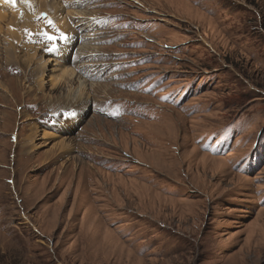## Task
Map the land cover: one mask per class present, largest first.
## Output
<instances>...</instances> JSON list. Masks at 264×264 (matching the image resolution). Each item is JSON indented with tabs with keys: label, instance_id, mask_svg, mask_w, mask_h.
<instances>
[{
	"label": "rangeland",
	"instance_id": "374dc122",
	"mask_svg": "<svg viewBox=\"0 0 264 264\" xmlns=\"http://www.w3.org/2000/svg\"><path fill=\"white\" fill-rule=\"evenodd\" d=\"M57 1L103 59L0 18V264H264V0Z\"/></svg>",
	"mask_w": 264,
	"mask_h": 264
},
{
	"label": "bare ground",
	"instance_id": "6f19581e",
	"mask_svg": "<svg viewBox=\"0 0 264 264\" xmlns=\"http://www.w3.org/2000/svg\"><path fill=\"white\" fill-rule=\"evenodd\" d=\"M33 1H35L36 2V0H25V1H22V0H16L15 1V4L13 5V3H9V2H7V0H0V4L1 3H5V4H9L10 5V7H18V3L19 2H21V3H24V5L26 6L24 9H23V11L24 12H26V11H31V12H34V9H33ZM60 1H62V2H65L66 4H69V3H71L72 1H66V0H60ZM78 3L77 1H73V3ZM37 3V2H36ZM38 6V8L40 9V7H39V4L37 3V5H36V7ZM69 7V6H68ZM67 7V8H68ZM61 8V7H60ZM37 9V8H36ZM62 10V9H61ZM39 11H41V10H39ZM43 13H46L45 11H43ZM4 14H8V13H1L0 12V18L1 19H3V18H5V15ZM47 14L50 16V18H52V14L51 13H49V12H47ZM79 14V13H78ZM70 16V15H69ZM28 17V16H27ZM70 17H73V16H70ZM75 17V16H74ZM77 18V17H76ZM15 19L16 20H18V18L17 17H15ZM70 21V20H69ZM20 22V21H19ZM82 38V37H81ZM62 42H66V43H72V42H70V40H69V42H67V41H62ZM68 48V47H67ZM54 61V60H53ZM65 75H69V76H72L73 75V73L70 71V70H65L64 72H63Z\"/></svg>",
	"mask_w": 264,
	"mask_h": 264
},
{
	"label": "snow or ice",
	"instance_id": "6c2138e0",
	"mask_svg": "<svg viewBox=\"0 0 264 264\" xmlns=\"http://www.w3.org/2000/svg\"><path fill=\"white\" fill-rule=\"evenodd\" d=\"M7 2H9V3H14L15 0H7ZM48 23H49L50 26H52V22H51V21H48ZM43 35H44V37L46 38V40L50 42V45H51V46L49 47L48 51H56V49H57V43H56V41H57V36H55V35H50V34L47 33V32H44ZM58 38H59V40H61V41H66V40L68 39V37H67L64 33H62V32L59 33V37H58Z\"/></svg>",
	"mask_w": 264,
	"mask_h": 264
}]
</instances>
